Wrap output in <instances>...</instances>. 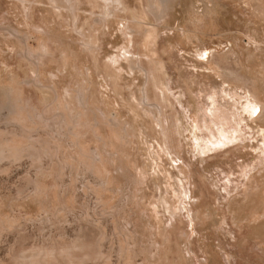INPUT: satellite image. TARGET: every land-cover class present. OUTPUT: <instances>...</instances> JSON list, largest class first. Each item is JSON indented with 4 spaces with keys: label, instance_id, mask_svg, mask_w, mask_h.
Wrapping results in <instances>:
<instances>
[{
    "label": "rangeland",
    "instance_id": "rangeland-1",
    "mask_svg": "<svg viewBox=\"0 0 264 264\" xmlns=\"http://www.w3.org/2000/svg\"><path fill=\"white\" fill-rule=\"evenodd\" d=\"M0 264H264V0H0Z\"/></svg>",
    "mask_w": 264,
    "mask_h": 264
},
{
    "label": "bare ground",
    "instance_id": "bare-ground-1",
    "mask_svg": "<svg viewBox=\"0 0 264 264\" xmlns=\"http://www.w3.org/2000/svg\"><path fill=\"white\" fill-rule=\"evenodd\" d=\"M158 91L162 92L161 87H158Z\"/></svg>",
    "mask_w": 264,
    "mask_h": 264
}]
</instances>
